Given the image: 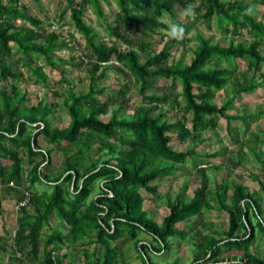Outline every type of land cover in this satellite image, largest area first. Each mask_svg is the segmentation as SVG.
<instances>
[{
    "label": "trees",
    "instance_id": "1",
    "mask_svg": "<svg viewBox=\"0 0 264 264\" xmlns=\"http://www.w3.org/2000/svg\"><path fill=\"white\" fill-rule=\"evenodd\" d=\"M15 1L0 0V188L1 192L13 188L19 202L23 187L32 191L40 183L52 190L49 194L32 192L29 206L20 208L13 257L8 264H67L68 254L54 253L69 241L76 244L83 240H95L101 246L100 264H120L123 246L129 241L143 253V264H156L150 253H170L174 240L186 239L191 231L197 236L193 245L195 263L264 264V258L252 251L258 239L256 227L264 231V204L241 180L230 185L228 176L216 182L215 191H208L203 169L201 184L190 201L181 193L168 201V213L161 223L149 216L143 196V192L157 196L159 185L154 182L182 175L180 167L190 162L204 142L202 139L196 144L198 138L206 132L216 133L223 119L229 134L232 122L245 124L250 120L244 117L242 121L240 114L228 112L236 110L235 103L243 94L264 88V21L253 11L258 4L238 0H115L119 13L115 24L108 27L113 38L108 44L85 16L93 9L100 19L104 18L102 0H67L71 21L91 51L90 83L87 92L77 93L61 70V82L68 86L63 107L70 118L69 125L61 128L52 125L56 107L45 100L29 105L28 93L20 83L27 82L23 68L36 76L37 83L47 84L45 67L58 71L68 65L56 55L66 48L65 38L46 29L41 20L29 16ZM189 4L195 10L196 22L210 25L214 21L224 37H232L228 45L214 43L199 31L187 38L193 25L177 21L176 11H183ZM166 14L172 22L184 26V40L163 41ZM156 35L164 43L159 51L155 49ZM245 35L248 38L244 41H236ZM193 41L197 42L193 57L189 61L183 56L176 59L178 48ZM13 46L19 55L14 61ZM40 59L45 66L36 65ZM241 61L246 71L254 74L250 84L244 73L242 79H233L242 68ZM109 71L127 81L134 80L141 103L132 114H121L123 103L110 111L117 96L129 103L128 84L121 85L116 96L101 99L107 87L99 82L108 78ZM257 78H261L259 83ZM166 82L170 83L168 90H164ZM178 86L181 92L177 95ZM229 86L231 95L217 103V93ZM154 90L163 93H151ZM170 110L180 113L176 121L168 119ZM107 115L108 120L100 118ZM261 115L264 117V110ZM41 137L54 147L42 148ZM255 138L256 145L264 146V139ZM174 143H193V147L178 151L172 147ZM54 150L63 154V168L50 175L44 168L52 166ZM87 159L91 163L85 166ZM259 163L264 173V159L259 157ZM26 164L31 167L29 171ZM257 182L264 196V183ZM97 183L100 192L89 201ZM214 200L219 202L217 210L229 216L222 234L196 231L195 221L191 226L183 225L201 216L204 209H214ZM251 211L257 217V226ZM2 212L0 201V216ZM53 218L64 225V231H49L42 237L44 231L51 230ZM141 233L150 235L154 243H142ZM115 243L119 247H114ZM51 245L55 247L48 251ZM1 250H6L2 241Z\"/></svg>",
    "mask_w": 264,
    "mask_h": 264
},
{
    "label": "rangeland",
    "instance_id": "2",
    "mask_svg": "<svg viewBox=\"0 0 264 264\" xmlns=\"http://www.w3.org/2000/svg\"><path fill=\"white\" fill-rule=\"evenodd\" d=\"M243 3L250 4H258L253 8V11L259 16V20L264 21V0H238ZM27 5H29V13L32 17L41 19L43 26L48 29L50 28L53 22L62 23L60 34L65 38L66 43L68 44L66 48H64L61 52H58L56 55L62 59H65L69 62L68 65H62V69L56 71L49 67H45V72L49 73V83L48 84H37L34 82L33 76L27 68H23V72H25L27 82H21L20 86L23 90H26L28 93V103L29 105H36L40 99L45 100L48 103L56 104L58 106L55 115L52 116V125L59 126L61 128H66L69 125L70 118L67 114L66 109L63 107V103L67 98L66 90L68 86L65 83L61 82L62 74L61 70L65 71V79L71 85H73L75 92L77 93H85L88 90L89 81V62L91 57V51L87 46L85 38L78 32V30L74 27L71 18L70 11L68 10L67 0H40L38 2H31L24 0ZM108 3L103 4L105 9V17L100 19L94 13V11L89 10L86 12V21L88 24L92 25L96 32L99 34L100 38L104 40L106 43L110 44L113 38L110 37L108 33V27L115 24L116 16L118 15V8L114 0H107ZM258 2V3H257ZM177 17L179 19L177 21L187 22L193 25V32L187 36V38L192 37L196 31L201 32L205 37L211 39L214 43L220 42L223 45H228L231 36L224 37L222 32L219 30L214 21L211 22L210 25L198 21L196 22L195 14L191 17H185L183 15L182 10L176 11ZM34 15V16H33ZM36 16V17H35ZM165 22H172L169 15H165ZM177 23V22H174ZM166 35V32L163 31ZM245 33V32H244ZM248 38L247 35L240 36L236 38V41H244ZM169 41L166 35V38L163 40L164 42ZM184 40V39H183ZM161 41L160 36H154L155 49L159 51L164 43ZM197 42H188L185 45L180 46L178 51L176 52V59H180L182 56L185 61H189L193 57V50L196 48ZM16 47L13 46V57L12 61L16 60L19 55H17ZM89 61V62H88ZM241 70L236 73L233 79H242L243 73L246 75L247 84H250L253 80L254 74L252 72L248 73L246 71V64L241 61ZM38 66H45V62L43 59H40L36 62ZM245 71V72H244ZM236 77V78H235ZM117 80H119L117 82ZM132 81H127L125 78H119L115 72L109 71L108 78L100 81L101 86L107 87L104 95L101 96L102 100H105L107 96L117 95L120 90L121 85L128 84V94L127 99H129V103L124 101L123 97H118V100L113 102V106H111L110 111L114 109H119L120 103H123L125 107H123L121 114H132L134 107L141 103V98L138 95V89L133 79ZM258 83L261 81V78L256 79ZM232 83H235L232 80ZM170 83L166 82V85ZM2 84L0 83V87ZM47 87H49L47 89ZM166 89H169L166 87ZM164 88V90H166ZM178 95L181 92L180 86L175 90ZM151 93L153 94H161L163 90H154ZM37 97V100L35 98ZM226 93L219 92L217 96L216 102L221 104L222 101H226ZM115 103H117L115 105ZM236 110H233L231 114H236L240 111V116H242V121L246 120L244 117H249L250 120L246 121L245 124H242L240 129L242 130V141H238L234 143L232 138L228 135L226 128L224 126L219 127V129L215 132H206L202 135V137L198 138L196 144H198L202 139V147L199 148L196 155L192 157L190 160V167H183L186 172L183 175L175 176L172 178H165L162 180H158L153 184H158V194L157 196H152L143 192V196L145 197V210L149 212V216L155 219L157 222L161 223L163 218L168 213V201L175 200L178 194H182L183 198L190 201V197L193 196L194 190L200 186L201 179H203L200 173H196V167H200L202 165L211 164L210 168L207 170V187L208 191H215L216 182H222L227 179L226 175L231 174V180L229 179V184L232 185L233 181H237L236 179L242 177V183L251 188L254 192L257 199H259L264 204V196L261 193L260 188L258 187V182L264 183V173L261 170V165L259 163V157L264 159V146L262 144L256 145L257 141L255 138L259 136L262 140L264 139V117H262L261 113L264 110V88L259 87L252 94H243L239 100L235 103ZM228 112V114L230 113ZM179 112L174 110L168 111V118L171 121H176ZM110 115L101 116L102 120H108ZM235 124L238 125V122H232V128L235 129ZM247 126H249V130L247 131ZM231 130L232 137L236 138L235 131ZM240 138V137H239ZM246 141L245 144L242 142ZM248 140V141H247ZM39 142L44 149H49L54 146L49 145L42 137L39 138ZM174 149L178 151H186L193 147V143L188 144H179L174 143L172 146ZM223 148L226 152L225 154L218 153L220 149L223 151ZM219 150V151H218ZM235 154V158L233 157ZM217 156L210 157L209 159L205 155L214 154ZM89 158V157H88ZM63 154L58 151H53V164L48 169L44 168V171H49L48 173L52 175V172L56 174L60 173L63 168ZM230 161H235V164H232ZM239 162V165L236 166V163ZM91 161L89 159L86 160L85 166H88ZM197 163V164H196ZM196 164V165H195ZM195 165L196 167H194ZM26 168L29 171V166L26 164ZM230 169V171H229ZM27 186V185H26ZM1 187V183H0ZM1 189V188H0ZM231 189V188H230ZM36 191H45V193H50L51 188L46 184L37 183L32 192ZM1 192V190H0ZM100 192L99 183L96 184L95 192L89 198V201L93 200ZM4 195L13 196L16 194L13 190L5 189L3 191ZM17 197V196H16ZM18 200L15 201L13 208L15 209L18 206ZM218 200H214L212 202V206L214 209H204L203 214L194 220L186 221L183 225L191 226L193 221L196 222V231L203 232L204 234L218 233L222 234L225 226H228L229 216L221 210L218 209ZM229 203V201H228ZM264 206V205H263ZM250 215L254 222V225L257 226V217H255L254 213L251 211ZM11 224H9L10 226ZM208 225V228H206ZM189 229V228H188ZM60 231L63 230L59 229ZM258 239L257 243L252 248V251L264 258V231L261 228L256 227ZM261 230V231H260ZM190 231V230H187ZM190 236H188L184 240L176 239L174 240V247L167 254H160L158 256L152 255L150 253L151 258L156 262V264H199L194 262V237L195 234L191 232ZM13 233L9 230L8 237L4 242L9 243L10 238ZM139 239L142 243H146L147 245H151L154 243L152 237L146 233H141ZM115 243L114 247H119V244ZM11 250V247L9 248ZM142 252L137 249L134 242L129 241L123 246V258L125 264H143L142 260ZM103 258V255H102ZM120 264H122L121 258ZM205 264V263H200Z\"/></svg>",
    "mask_w": 264,
    "mask_h": 264
},
{
    "label": "crops",
    "instance_id": "3",
    "mask_svg": "<svg viewBox=\"0 0 264 264\" xmlns=\"http://www.w3.org/2000/svg\"><path fill=\"white\" fill-rule=\"evenodd\" d=\"M24 0H16L15 2H16V5L17 6H19V8L20 9H22V8H24L27 12H28V15L29 16H32L30 13H29V9H30V7H29V5H27L25 2H23ZM26 1H31V2H38L39 3V1L40 0H26ZM115 1V0H114ZM5 2L7 3L8 2V0H5ZM106 3H108L107 2V0H102L101 1V6H102V8H103V13L104 14H106V12H105V9H104V6H103V4H106ZM115 3H116V1H115ZM67 6H68V4H67ZM116 6H117V8H118V5H117V3H116ZM89 10H92V11H94L93 9H89ZM88 10V11H89ZM118 10H119V8H118ZM119 12V11H118ZM95 13V12H94ZM34 16V15H33ZM36 17V16H35ZM98 17V16H97ZM105 17V16H104ZM117 17V16H116ZM37 19H39V17H37ZM39 20H41V19H39ZM21 24H22V22L21 21H19ZM24 24H26L25 26H27V27H30V25H29V23H24ZM92 26V25H91ZM94 28V27H93ZM95 29V28H94ZM65 41H67V40H65ZM67 44V43H66ZM68 45V44H67ZM37 65V64H36ZM44 71H45V68H44ZM245 72V71H244ZM46 73V72H45ZM32 75V74H31ZM46 75L48 76V83H49V73H46ZM33 79H34V82H36L37 83V78H36V76L34 75L33 77H32ZM47 83V84H48ZM37 84H39V83H37ZM169 85H166V87H168ZM49 87H47V89H48ZM166 90H168V89H166ZM233 89H232V87L231 86H229L228 88H226L225 90H222V91H220V92H225L226 93V98H228V96H230L231 95V91H232ZM219 93V92H218ZM218 93H217V96H218ZM29 97H27V99H28ZM35 100H37V97L35 98ZM41 100H43V99H40V101ZM216 100H217V97H216ZM227 100V99H226ZM39 103V102H38ZM37 103V104H38ZM48 103V102H47ZM36 104V105H37ZM32 105V104H31ZM49 105L50 106H54V107H56V110H57V105L56 104H51V103H49ZM56 112V111H55ZM177 112V111H176ZM231 112H233V111H231ZM231 112L229 113V115H236V114H231ZM241 112L240 111H238V113L237 114H240ZM180 116V115H179ZM179 116H178V118H179ZM169 120H170V118H168ZM171 121V120H170ZM173 122V121H172ZM239 123V127H238V125L237 124H235V129H233V131H235V136H236V138H233L232 137V134H229L228 133V135L230 136V138H232V140H233V142L235 141V143H237L238 144V141L240 140V141H242V139H243V137H242V130L240 129V127L242 126V122L240 123V122H238ZM222 126H224L225 128H226V131L228 132V130H227V128H228V123H227V121L226 120H222V123L220 124V126L219 127H222ZM233 125L231 124V127H232ZM219 129V128H218ZM240 137V138H239ZM43 138V137H42ZM44 139V138H43ZM248 141V140H247ZM246 143V141L244 140V142H242V144H245ZM200 147H202L201 145L199 146V148ZM226 150V149H225ZM224 150V148H223V151L220 149V151L218 152L219 154L220 153H222V154H225L224 152H226ZM232 154H234L233 152H232ZM206 156V155H205ZM214 156H217V154L216 153H214V154H210V156L208 157V159L211 157H214ZM233 157L235 158L236 156H235V154L233 155ZM230 162H232V164H235V161H230ZM197 164V163H196ZM195 164V165H196ZM195 165H193L194 167H196ZM237 165H239V162L238 163H236V166ZM191 165H190V162L188 163V165L187 166H185V167H190ZM210 166H211V164L209 165V164H206V165H202V166H200V167H196V173H200L203 169H205V172L207 173V170L206 169H208V168H210ZM180 168H182L181 169V171H183V173L184 172H186L185 171V169H183V167L181 166ZM200 168H202V169H200ZM29 169H31V167H29ZM229 171H230V169H229ZM183 175V174H182ZM227 177L229 176V178L228 179H230L231 177V174H228V175H226ZM226 177V178H227ZM242 179V177L241 178H239L238 177V179H236L237 181H240ZM226 180V179H225ZM231 180V179H230ZM241 182H242V180H241ZM11 186V185H10ZM14 186V185H13ZM12 186V187H13ZM50 188H51V186H49ZM13 189V188H12ZM1 191H2V189H0ZM34 189H32V191H33ZM51 190H52V188H51ZM31 191V190H30ZM30 191H28V190H26L25 189V187H23V198H24V196H25V193L26 192H30ZM32 191L30 192L31 193V198H32ZM38 192V191H37ZM38 193H40V194H42L43 193V191L41 192V191H39ZM49 194V193H48ZM16 200H18V198L15 196V195H13V196H10V195H4V193L3 192H0V201H1V204H2V216H0V241H5L6 240V238L8 237L7 235L9 234V230H11V233H13L12 234V236H11V238H10V241H9V243H6V242H4L3 244H4V246H5V248H6V250H1L0 251V261H1V263L2 264H8L10 261H11V259H12V257H13V252H12V248H13V240H14V238H15V233H16V230H17V227H18V218L20 217V212H19V210H20V208H18V206H16V208L14 209L13 208V205L15 204V201ZM30 201H31V199H30ZM19 203V202H18ZM29 204H30V202H29ZM9 224H11L10 226H9ZM61 227L62 228H64V225H62V223L58 220V219H55V218H53V220L51 221V230H47V233L44 231V233L42 234V237H46V236H48L49 235V233L50 232H54V231H60L59 229H61ZM50 231V232H49ZM63 231H64V229H63ZM66 233H67V231H66ZM11 247V250L9 249ZM55 246L54 245H51V246H49L48 247V251H52L53 250V248H54ZM62 248V247H61ZM56 250V249H55ZM55 255H61V254H68V260H67V264H100L101 263V259H102V254H103V252H102V249H101V246L94 240V241H90L89 242V240H83V241H79V242H77L76 244H73L71 241H69L66 245H65V248H62V249H57L56 250V252L54 253ZM17 257V256H16ZM18 258V257H17ZM22 258V257H21ZM39 264H41V263H39Z\"/></svg>",
    "mask_w": 264,
    "mask_h": 264
},
{
    "label": "clouds",
    "instance_id": "4",
    "mask_svg": "<svg viewBox=\"0 0 264 264\" xmlns=\"http://www.w3.org/2000/svg\"><path fill=\"white\" fill-rule=\"evenodd\" d=\"M251 9H248V14H251ZM195 14V10L191 4L187 5L183 9V15L185 17H191ZM166 35L171 40L181 41L185 38V28L183 25L174 22H168L165 29Z\"/></svg>",
    "mask_w": 264,
    "mask_h": 264
},
{
    "label": "built area",
    "instance_id": "5",
    "mask_svg": "<svg viewBox=\"0 0 264 264\" xmlns=\"http://www.w3.org/2000/svg\"><path fill=\"white\" fill-rule=\"evenodd\" d=\"M61 26H62V23H59L58 21L53 22L51 24L49 30L52 32H60ZM104 65H105V63H104ZM11 186H13V183L11 184ZM30 199H31V193L26 192L24 198L18 203V208L28 207ZM17 256L21 257V253H17Z\"/></svg>",
    "mask_w": 264,
    "mask_h": 264
}]
</instances>
